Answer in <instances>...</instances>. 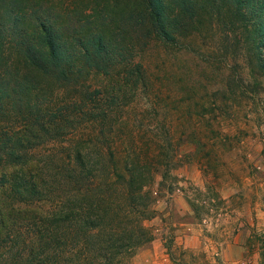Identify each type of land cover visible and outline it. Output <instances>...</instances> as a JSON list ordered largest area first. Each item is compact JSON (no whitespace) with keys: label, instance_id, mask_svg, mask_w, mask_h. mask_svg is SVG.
<instances>
[{"label":"rangeland","instance_id":"374dc122","mask_svg":"<svg viewBox=\"0 0 264 264\" xmlns=\"http://www.w3.org/2000/svg\"><path fill=\"white\" fill-rule=\"evenodd\" d=\"M254 34L205 14L176 43L153 39L139 53L145 85L94 71L88 89L75 93L32 74L53 90L49 109L71 93L87 108L118 95L100 119L74 110L67 120L46 115V131L35 125L38 135L25 144L49 193L34 209L58 208L60 196L75 203L102 197L107 220L136 227L142 239L116 264H264V49ZM16 54L5 49L0 70H25ZM94 88L101 94L91 103L86 91ZM82 145L91 162L76 171L73 154ZM130 164L141 183L139 219L125 215Z\"/></svg>","mask_w":264,"mask_h":264},{"label":"trees","instance_id":"16d2710c","mask_svg":"<svg viewBox=\"0 0 264 264\" xmlns=\"http://www.w3.org/2000/svg\"><path fill=\"white\" fill-rule=\"evenodd\" d=\"M80 1L0 0V60L5 59V49H15L25 69L14 65L0 70V119H8L5 125L0 122V264H46L47 259L55 264H116L119 255L142 240L136 227L107 220L108 206L100 196L76 203L60 196L58 208L34 209V203L49 193L35 153L25 144L30 134L38 135L35 125L46 131V115L67 120V112L72 115L74 110L100 119L118 99L112 94L104 98L106 106L87 108L88 102L77 106L75 93L88 89L91 72L145 85L139 53L153 39L176 43L179 35L202 24L205 14L227 30L249 26L255 46L264 49V0H84L83 5ZM32 74L72 86L75 93L49 109L53 90L46 79L41 83ZM86 92L91 103L101 94L98 88ZM15 125L27 131L18 134ZM89 155L85 146L75 148L76 171H86ZM124 170L129 187L125 215L139 219L144 213L136 208L141 183L132 164ZM138 229L142 235L141 226Z\"/></svg>","mask_w":264,"mask_h":264}]
</instances>
